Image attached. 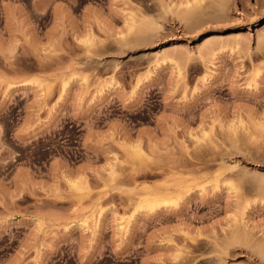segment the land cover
<instances>
[{
  "label": "rangeland",
  "instance_id": "rangeland-1",
  "mask_svg": "<svg viewBox=\"0 0 264 264\" xmlns=\"http://www.w3.org/2000/svg\"><path fill=\"white\" fill-rule=\"evenodd\" d=\"M0 264H264V0H0Z\"/></svg>",
  "mask_w": 264,
  "mask_h": 264
},
{
  "label": "bare ground",
  "instance_id": "bare-ground-1",
  "mask_svg": "<svg viewBox=\"0 0 264 264\" xmlns=\"http://www.w3.org/2000/svg\"><path fill=\"white\" fill-rule=\"evenodd\" d=\"M213 38H215L214 36H210L209 38H207V40H209V39H213ZM169 200V199H168ZM156 201H157V199H156ZM156 201H155V197H153V198H148V197H145V198H143V200H142V203H145L144 205L146 206V207H148L149 208V210H151L152 209V207L154 208V206H155V204H156ZM165 201H167V199L165 200ZM141 202V201H140ZM139 202V204H141ZM169 202V201H168ZM171 202V201H170ZM155 203V204H154ZM143 204H142V206H144ZM154 205V206H153ZM139 206V205H138ZM141 205H140V208L142 207ZM144 206V207H145Z\"/></svg>",
  "mask_w": 264,
  "mask_h": 264
}]
</instances>
